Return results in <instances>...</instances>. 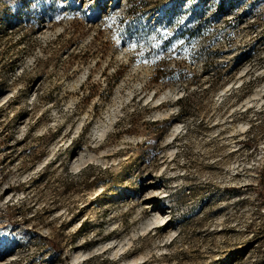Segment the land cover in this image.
Masks as SVG:
<instances>
[{
	"label": "rangeland",
	"instance_id": "1",
	"mask_svg": "<svg viewBox=\"0 0 264 264\" xmlns=\"http://www.w3.org/2000/svg\"><path fill=\"white\" fill-rule=\"evenodd\" d=\"M263 84L264 0H0V264H264Z\"/></svg>",
	"mask_w": 264,
	"mask_h": 264
},
{
	"label": "bare ground",
	"instance_id": "2",
	"mask_svg": "<svg viewBox=\"0 0 264 264\" xmlns=\"http://www.w3.org/2000/svg\"><path fill=\"white\" fill-rule=\"evenodd\" d=\"M263 87H264V84H263ZM259 94H260V90H257V92H255V93L253 94V97L255 98V97L259 96ZM251 99H252V98H251ZM249 102H250V100L247 99V100L245 101L244 104H248ZM162 115H163V116H166V115H168V113L165 111L164 113H162ZM179 128H180V124H174L173 131L171 132L170 137H172V136L175 134V132L178 131ZM80 159H82V158L80 157ZM148 184H149V183H148ZM149 185H150L151 187H153V189L150 188V190H149V189L147 190V191H149V197H153V196H156V195H158V194H160L161 197H165V196H167V191H160L159 189L155 188L156 186H155L154 184H152V183H150ZM160 195H159V196H160ZM149 197H148V198H149ZM165 219H166V217L163 216V214H162L161 212H159V211H158L157 213H154V212H153V216H152V217L145 219L144 222L141 223L142 231H145V230H147V229L150 228V227L156 226V225H158L159 223H160V224H161V223H164V222H165ZM153 221H154V223H153ZM169 232H172V231L170 230ZM172 233H174V232H172ZM170 235H171V233H170ZM170 235L168 236V238H170ZM168 238H167V239H168ZM126 244H129V242L127 241ZM113 248H115V249L113 250V251H114V252H113V256H116L117 253H118L119 251H123V250L125 249L123 243H118V244L115 245ZM89 255H90V253H86V254L82 253V254H81V253L77 252V253H74V254H73V259H74V260H78V259H80V258H84V259H85V258H87ZM144 258H145V257H143V256L141 255V256H139V257H136V258L132 259V262H136V261H138V260H143Z\"/></svg>",
	"mask_w": 264,
	"mask_h": 264
},
{
	"label": "snow or ice",
	"instance_id": "3",
	"mask_svg": "<svg viewBox=\"0 0 264 264\" xmlns=\"http://www.w3.org/2000/svg\"><path fill=\"white\" fill-rule=\"evenodd\" d=\"M133 47H134V45H133ZM244 129L243 128H241V131H243ZM169 155H171V153H169ZM153 223H154V221H153Z\"/></svg>",
	"mask_w": 264,
	"mask_h": 264
}]
</instances>
